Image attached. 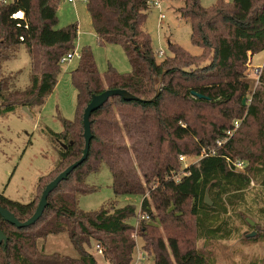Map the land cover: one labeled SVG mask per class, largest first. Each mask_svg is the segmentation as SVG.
Masks as SVG:
<instances>
[{
    "label": "trees",
    "instance_id": "trees-1",
    "mask_svg": "<svg viewBox=\"0 0 264 264\" xmlns=\"http://www.w3.org/2000/svg\"><path fill=\"white\" fill-rule=\"evenodd\" d=\"M60 2L10 0L0 4V116L16 107L41 108L53 92L61 60L74 52L79 35L78 24L57 28ZM154 2L86 1L99 42L121 45L132 71L120 74L109 69L102 78L92 50H81L79 65L72 72L78 116L61 134L56 167L62 163L69 167L82 157L83 115L94 95L121 89L138 99L127 102L114 97L92 114L93 138L87 160L49 196L44 214L34 225L19 229L0 216L1 230L7 236V242L0 245V264H98L85 248L92 241L109 264H132L135 234L144 242L143 252L154 257V264H214L197 247L198 242L238 238L237 220L250 226L246 219L252 218L257 227L264 221V102L262 93L252 90L248 75L251 58L264 51V0H220L210 8L202 7L200 0H183L179 12L190 21L191 42L203 54L194 57L169 44L174 56L161 62L143 28ZM21 12L22 18L14 17ZM21 45L31 55L32 85L4 95L1 63ZM259 81L264 83V65ZM249 95L251 102L243 105ZM205 108L219 109L220 119L200 134L189 114L199 115ZM244 114L230 140L218 147L216 142L224 140L234 121ZM253 124L258 126L257 139L247 130ZM211 147L215 154L202 157V150ZM189 155L200 159L180 168L178 160ZM227 159L244 161L245 170H232ZM103 164L112 173L115 195H139L143 198L139 207L127 204L96 212L77 208V194L89 190L85 176L99 171ZM139 170L146 171L144 181ZM74 176L79 187L72 200L57 195ZM207 190L211 206L205 203ZM0 206L22 222L37 207L34 201L23 205L3 196ZM141 214L149 219L136 228ZM61 233L68 234L76 258L46 252L48 237Z\"/></svg>",
    "mask_w": 264,
    "mask_h": 264
},
{
    "label": "rangeland",
    "instance_id": "rangeland-1",
    "mask_svg": "<svg viewBox=\"0 0 264 264\" xmlns=\"http://www.w3.org/2000/svg\"><path fill=\"white\" fill-rule=\"evenodd\" d=\"M219 1L200 0V3L202 7L210 8ZM224 1L231 3L233 0ZM156 2L159 5H156ZM182 7H184L183 0H155V4L151 5L147 12L143 28L151 39L158 62L174 56L169 44L180 47L194 57L203 54V49L191 42L192 26L189 20L181 17L179 9ZM57 16L58 29L70 24L79 26V35L74 42V57L60 63L56 86L41 108L35 107L26 111V107H16L13 112L0 116V196L23 205L34 201L37 206L45 185L69 165L62 163L61 166L56 167L63 144L60 140L61 134L65 130V125L75 123L78 116V91L73 83L72 72L79 65L81 50L85 47L92 50L102 78L109 69L120 74H129L132 71L121 45H104L99 42L86 2L80 0L72 4L67 0H61L57 6ZM159 51H163L165 56L159 57ZM7 55L1 63V76L5 83L3 94L11 95L29 89L32 85V73L28 48L21 45ZM250 61L248 75L253 82L252 90L260 91L264 102V83L259 81L264 65V51L254 55ZM257 69L259 71L256 73ZM244 99L246 104H249L251 95L248 99ZM189 115L193 126L200 134L208 132L210 124L220 119L219 109L205 108L199 115L197 112ZM245 116L244 114L242 121ZM247 130L257 139V125L253 124ZM258 142L259 139L256 143ZM198 160V156L189 155L184 161L178 160V162L180 168H185L197 163ZM145 172L139 170L142 181ZM77 182V176L72 177L60 187L57 195L67 196L72 200L75 189L79 187ZM84 183L89 190L78 193L76 197L77 208L84 212L111 211L113 207L127 204L139 207L143 199L139 195L117 197L113 188L112 173L105 164L99 171L87 174ZM148 187L153 185L150 184ZM152 213L156 214L154 209ZM247 219L252 220L249 217ZM234 223L239 228L238 238L207 243L200 241L197 247L209 254L214 264H264V221L259 227L256 222L253 227L239 220ZM159 229L163 233L162 228ZM252 232L257 233L254 241L246 237ZM134 238L136 247L133 262L140 257V264H154V257L142 250L143 240L136 234ZM95 244V241H92L90 246H85L86 250L95 256L98 264H109L97 252ZM45 249L49 254L58 253L74 258L78 256L67 233L49 236Z\"/></svg>",
    "mask_w": 264,
    "mask_h": 264
},
{
    "label": "water",
    "instance_id": "water-1",
    "mask_svg": "<svg viewBox=\"0 0 264 264\" xmlns=\"http://www.w3.org/2000/svg\"><path fill=\"white\" fill-rule=\"evenodd\" d=\"M159 94V90H157V95ZM114 97H121L123 100L130 102V101H135L138 98L132 94H130L126 90H121V89H108L104 91L103 93L99 95H94L90 101V103L87 105L84 111L83 115V128H84V139H85V148H84V153L82 157L71 164L69 167H67L62 173H60L53 181H51L44 189L39 203L35 209V212L33 215L27 219L26 221H20L16 216L11 213L9 210L6 208L0 206V216L9 224L17 227V228H26L29 226L34 225L44 214L47 206H48V199L49 196L58 188V186L65 181L68 176L75 170L77 169L80 165H82L88 158L89 155V150H90V144L93 138L92 130H91V116L92 114L103 107L108 101ZM200 98L202 96H199ZM155 98L152 99L154 101ZM243 105H246V100H243ZM26 111H28L27 108H25ZM205 203L209 206L212 205V202L210 200L208 190L206 191L205 195ZM247 222L251 227L255 225V222L247 219ZM256 232H252L248 235H246L247 238H254L256 236ZM7 242V236L4 234V232L1 230L0 227V245L3 243Z\"/></svg>",
    "mask_w": 264,
    "mask_h": 264
},
{
    "label": "built area",
    "instance_id": "built-area-1",
    "mask_svg": "<svg viewBox=\"0 0 264 264\" xmlns=\"http://www.w3.org/2000/svg\"><path fill=\"white\" fill-rule=\"evenodd\" d=\"M10 0H0V4H7ZM70 3H74L76 0H68ZM83 2H86L87 0H82ZM155 4V2H154ZM156 5H159L157 2H156ZM19 13L15 14L14 17H16ZM163 17V16H162ZM80 56V55H79ZM158 56L159 57H164L165 54L163 51H159L158 52ZM74 57V52L72 53H69L67 54L62 60H61V63L63 62H66L68 60H71L72 58ZM259 70L257 69L256 70V73L258 72ZM242 123V120H237L234 122V125H233V128L232 130L228 131L226 133V138L224 140H218L216 142V145L218 147L222 146L223 144H225L228 140H230V138L233 136V134L236 132V130L240 127V124ZM215 154V149L214 148H205L202 150V157L204 156H207V155H214ZM185 157H181L180 160L181 161H184ZM200 159V158H199ZM228 160V164H229V167L236 171V172H243L245 170V167H246V163L244 161H240V160H237V161H232V160ZM199 161V160H198ZM149 219V216L148 215H145V214H141L140 215V218L137 220V223H136V227L139 226V222L142 221V220H148ZM97 252L99 254H102V251L98 248L97 249ZM141 262V258L140 257H137L136 261L133 262L132 264H140Z\"/></svg>",
    "mask_w": 264,
    "mask_h": 264
},
{
    "label": "bare ground",
    "instance_id": "bare-ground-1",
    "mask_svg": "<svg viewBox=\"0 0 264 264\" xmlns=\"http://www.w3.org/2000/svg\"><path fill=\"white\" fill-rule=\"evenodd\" d=\"M16 17H17V18H22V17H23V13H22V12L19 13Z\"/></svg>",
    "mask_w": 264,
    "mask_h": 264
},
{
    "label": "crops",
    "instance_id": "crops-1",
    "mask_svg": "<svg viewBox=\"0 0 264 264\" xmlns=\"http://www.w3.org/2000/svg\"><path fill=\"white\" fill-rule=\"evenodd\" d=\"M67 1H68V0H67ZM77 1H80V0H76L75 2H77ZM68 2H69V1H68ZM75 2H74V3H75ZM69 3H70V2H69ZM74 3H72V4H74Z\"/></svg>",
    "mask_w": 264,
    "mask_h": 264
}]
</instances>
